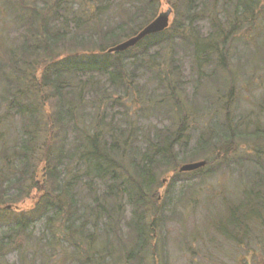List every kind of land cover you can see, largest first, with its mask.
Here are the masks:
<instances>
[{"label": "trees", "instance_id": "16d2710c", "mask_svg": "<svg viewBox=\"0 0 264 264\" xmlns=\"http://www.w3.org/2000/svg\"><path fill=\"white\" fill-rule=\"evenodd\" d=\"M159 1L0 0V24L6 25V19H9L12 27L22 28V34L16 40L10 39L4 30L0 32L2 47L0 50V105L3 104L5 108L3 111L4 108L0 106V152L2 153L0 158L21 156L23 160L22 171L18 173L11 169L14 157L6 159L5 165L8 170L0 171V232L5 230L6 233L0 240V264H10L6 257L12 251L19 254L18 264H37L36 257L40 258L42 264H57V262L53 263L52 259L55 254L52 247H59L61 242L57 236L62 237L72 250L71 257L64 255L61 262L69 260L76 264H129L133 260L137 261L138 247L143 239V233L138 228L139 244L124 253L117 254V257H115V251L111 252L104 246L105 241L111 246L110 238L117 236L120 224L119 211L111 224L113 217L108 216L109 208H112L115 215L119 206L117 198L124 196L133 203L129 205L130 207L139 209L147 198L152 197L155 191L154 186L158 184V175L155 171L153 172V167L158 168L166 165L167 162L181 161L183 158L179 157V152L176 154L173 152L174 143L169 145L165 143L168 139L178 140L175 137L170 138L172 132L167 128L163 129L166 139L164 144L149 146L146 154L141 157L144 166L139 168L135 162V156L131 157V152H135L134 149L131 150L133 131L129 127L122 128L123 122L130 125L131 116L128 115V111L126 114L121 113L125 116L124 119H118L112 115L113 119L108 118V112H106L108 107L113 109L116 106H123L126 98L120 96L115 98V95L122 90H126L124 92L125 95L127 94L131 81L138 77L134 71H138L139 67L145 70H156L157 83L160 87L155 93H149L156 100L154 104L171 107V113L177 111L178 117L186 111L184 117L180 118L184 120L183 126L178 129L179 132H183V135L204 110L219 104V107L222 106L220 109L226 107L228 111L230 102L227 99L224 105L221 104L220 95L226 87H229L231 91L227 96L232 98L234 77L238 75V72L228 70L227 64L224 67V57L231 51L228 39L237 34V28L253 23L257 13L262 14L260 5L264 4L262 3L264 0H175L176 10L183 11L181 17L176 19V24L174 22L175 27L172 25L164 33L149 37L156 42L146 46V51L140 52L142 53L140 55H137L135 50L143 46L145 41L127 52L117 53V56L135 53L137 65L132 67V71H125L126 66L122 61L118 58L114 59L112 55L98 56L99 53H105L107 47L115 44L121 37L127 38L135 34L134 32L140 30L145 22L152 21L159 11ZM203 22L209 23L214 31L209 38L202 40L199 24ZM223 24L231 29L226 36L223 33L226 29L222 26ZM23 28H26L24 33ZM88 31L89 35L83 36ZM173 32L174 34L171 35ZM176 33L179 35L175 36ZM221 38L223 41L218 42ZM157 39L167 41L168 45L163 50L150 54L149 49L160 46ZM175 39L185 43L184 46L182 45L183 49H178ZM17 42L21 43L14 44ZM87 45L92 46L94 50L71 53L67 56L63 54L69 47L73 50L85 48ZM180 50L185 51L184 58L178 56ZM187 60L192 63V66L195 65L193 73L197 78L195 85L192 86L195 87L196 94H206V91L200 92L203 87L202 82L210 84L208 90H211L207 92L203 100L194 96L185 102L178 98L179 92L183 91L187 84L183 85L181 81L182 74L179 67L172 66L169 71L167 67L170 63L184 64ZM143 64L148 68H145ZM210 67L215 69L209 70ZM218 68H221V73H218ZM38 69L41 71L39 78ZM241 69L240 67L239 70ZM104 79L107 82H103ZM236 83L237 81L235 86ZM51 99L58 100V106L69 108L68 112L75 123V128L80 130L76 136L78 142L71 147L72 153L79 156V162L70 173V182L76 180L77 169L83 166L87 170L86 182L89 180L90 188L96 191L95 195L91 194L94 205H97L98 201H104L108 209L101 205L102 210H100L98 206H93L89 202L84 204L85 211L78 215V218L71 219L72 212L69 211L68 203L77 204L78 187L81 186L80 184L86 185V182L81 180L74 187L68 186L70 182L65 178V171L66 173L68 171L65 168L58 170L57 168L61 165L57 163H51L50 168L45 167V175L47 173L51 181L45 182L46 192L32 212L16 213L6 208L8 205L14 206L20 201H25L33 192L39 191L38 172L35 166L39 159L30 162L31 154L35 150L31 138L32 135H36L41 137L40 140L46 138L47 142L51 143V139L46 136L48 131L46 127L49 123L48 126L51 129L54 128L53 112L47 113L45 117L47 123L39 121L37 115L39 107L46 102L50 105ZM208 99L212 102H208L210 105L206 102ZM197 100L201 102L196 103L198 106L195 104ZM252 117L251 113H243L236 118L229 110L226 118L224 117L219 124V128L201 131L193 154L209 152L213 148H219L218 145L221 149L225 146L236 149L240 140H247L249 148H253L256 155L264 159V132L259 130L250 132L251 124L249 123ZM172 119L177 121L176 118ZM15 122L23 127L24 138L21 143H14L17 140L13 139L11 134V125ZM59 122H65V118L61 117ZM40 123L46 125L41 132H39ZM76 123L83 125L82 128ZM243 129L247 131L243 132ZM40 133H42L41 136ZM256 155L253 153V157ZM119 156L125 163L131 161L129 164L134 168L133 176L124 173V167L118 163ZM165 158H172V160H165ZM207 158L209 159V156ZM256 165L259 166L260 172L254 167L252 168L256 172L247 171L248 183L245 184L250 192L246 193V197L242 199L239 206L224 202L228 219L227 222L224 220L221 222L223 227L224 224L228 225L224 229L230 228L228 233L232 236L235 232L238 234L241 231L242 236L237 237L236 241L238 243L243 241L248 246L251 244L248 242V238L251 237L248 235L249 221L251 222L253 218L259 219L264 209V162ZM94 179L104 183L101 197L99 196L101 190L93 183ZM60 181L62 183H59ZM58 188L60 194L56 192ZM44 215L47 226L43 238L47 236L49 244L39 247L32 253V258L29 260L28 251L22 248L28 245L24 238L32 237L26 234V231L31 234L30 230H27L29 229L27 223ZM104 215L109 217V221L104 220ZM11 217H15L16 225L8 229L2 224H6ZM61 220H66L68 224H60ZM95 221H102L103 224L95 228L93 225ZM255 222L253 220L251 223ZM128 229L132 231V227L128 226ZM99 237L101 239L96 240ZM139 263L142 264L143 260L140 259Z\"/></svg>", "mask_w": 264, "mask_h": 264}, {"label": "rangeland", "instance_id": "374dc122", "mask_svg": "<svg viewBox=\"0 0 264 264\" xmlns=\"http://www.w3.org/2000/svg\"><path fill=\"white\" fill-rule=\"evenodd\" d=\"M174 3L175 0L159 1L157 16L168 9L173 10L169 28L172 25L175 27L174 22L176 24V19L183 14V11L176 10ZM260 7L262 14L260 13L259 15L257 13L253 23H248L243 28L240 27V29L237 28V34L228 39L231 45V51L224 57V67L227 64L229 67L228 70L236 71L238 75L234 77V92L232 98L227 96L231 88L226 87V90L222 92L220 95L221 98L219 99L220 103L223 105L227 99L229 100L230 107H228V111L230 110L233 117L239 118L243 113H251V117H253L251 119L252 121L249 123L251 124L250 132L254 130L264 132V4H261ZM152 21L145 22L140 30L134 32L135 34L127 38L121 37L115 44L113 43L111 46H108L107 50L133 37ZM222 26L225 27V24ZM2 30H4L12 40L19 39L17 37L22 34V28L12 27L9 19H6V25L4 24L3 26V24H0V32ZM24 30H26V28H23V33ZM199 30L202 40L203 38H209L214 31L213 27L207 22L200 23ZM229 31H231V29H224V36H226ZM84 34L83 36H88L89 31ZM173 34L174 32L171 35ZM177 35L179 34L176 33L175 36ZM143 41H145V44L142 43L143 46L135 50L137 55L142 54L140 53L142 51H146V46L156 42L152 38H146ZM222 41L223 39L221 38L218 42ZM20 43L21 42H17L14 44L18 45ZM158 43L160 46H153V48L149 49L150 54H154L161 49L163 50L164 47L168 45L167 41H163L162 39L159 40ZM175 43L179 46L178 49H183L182 45L185 44L182 43V41L179 42L177 39H175ZM1 48L0 46V50ZM96 48L97 47H95V49ZM3 49L5 50V48ZM7 50L10 51V49ZM93 50L92 46L88 45L85 48H74L73 50L69 47L63 54L67 56L71 53L91 52ZM107 50L105 53H99L98 56H105ZM185 54L184 50H180V55L178 56L184 58ZM107 55H112L114 59L118 58V60L122 61L124 66H126L124 68L125 71H132V67L137 65L134 52L127 56H117V53ZM188 60L185 61L184 64L178 63L172 65L170 63L168 64L167 70H171L170 67L172 66L179 67L182 74L181 81L183 85L185 83L187 84L184 86L183 91L181 90L178 94V98L181 99L180 101L184 100L186 102L194 96L199 100H203L207 92L211 90H208L210 84L202 82L201 85L203 87H201L200 92L206 91V94H196V89L192 86L195 85L194 83L197 78L196 74L193 73V67H195V65L192 66V63ZM144 67L148 68L147 65H144ZM240 67L242 68L241 70H239ZM214 69V67L209 68V70ZM39 70L40 69L37 71L38 78L41 76V71ZM137 70L138 71H134V74L138 77L131 81L132 84L127 94L125 95L124 92L126 90H122L123 93L119 92L115 95V98L118 96L126 98V100L123 101V106H116L113 109L108 107V111L106 110V112H108V118L113 119L112 116H115L118 119H124L125 116L121 115V113L126 114V111H128V115L131 116L130 125H126L125 122H123L122 128L126 129L129 127L133 131L131 150L134 149L135 152H131V157L133 155L135 156V162L139 168L144 166L141 162V157L146 154L149 146H155L156 144L162 146L164 144L166 139L164 138L163 129L165 130L167 128L172 132L170 138L175 137L178 138V140L172 141V139H168L165 143L168 145L174 143L173 152L175 154L179 152V157L183 158L181 161L176 160L172 161V163L167 162L166 165L159 166L158 168L157 166L153 167V172L155 171L158 175V184L154 186L155 191L152 197L149 199L147 198L143 206L139 209H136L134 206L130 207L129 205L133 203L128 201L127 197L122 196L117 198L119 205L117 212L114 215L112 208H109L108 216L114 218L110 221L112 224L119 211L120 224L118 234L116 237L111 236V246L109 242L106 243V241L104 246L111 252L115 251V257H117V254L124 253L131 247L139 244L138 228V230L140 229L143 233V239L140 241L138 247L139 254L136 255L137 261L135 262L133 260L129 264H140V259L143 260L142 264H264V209L259 219H252V221H256L254 224L251 223L252 221H249L248 227L250 230L248 235H251V237L248 238V242H251L249 246L243 241L241 243L236 241L237 237L240 238L242 236L240 230H238L240 231L238 234L233 232L234 235L232 236V234L228 233V229L230 228L224 229L226 226L228 227V225L224 224V227L221 225L223 220L227 222L228 219L224 202L229 205L234 204L239 206L242 199L246 197V193L250 192L245 184L248 183L246 177L247 171L252 170L256 172V170H258L260 172V168L256 164L263 163L264 159H260L256 155V152L253 151V148H249V144L246 143L247 140H240L236 149L231 148V146H225L221 149V146L218 145L219 148H213L209 150V152L193 154L198 144L201 131H206L208 129L212 131L213 128H219V124L228 114L226 107L220 109L222 106L219 107L217 103V106L204 110L199 114V118L196 117V120H194L195 123L189 125V128L185 130L183 135V132H179L178 129L183 126L184 120H180V118L184 117L186 111H183L178 117L176 115L177 111L171 113V107L158 106L157 103L154 104L156 100L152 98L151 94L155 93L158 87H160L157 83L156 70H145L144 68L140 69V67ZM218 70V73L222 72L221 68H218ZM236 72H233V74H236ZM236 81L237 83L235 86ZM103 82H107V80L104 79ZM230 86L233 87V85ZM119 89L121 90L122 88ZM50 102V105H48L47 102L43 103L42 107H39L37 115L39 116V121H46L47 123V119H45L47 113L53 112L52 122L54 128L51 129L48 126L49 123H47V127L40 123L41 126L39 129V132H41L46 127V130H48L46 136L51 139V143L47 142L46 138L40 140L41 137L36 135H32L31 138L35 150L31 154L32 160L30 162L32 163L35 159H39L35 165L38 172L37 182L39 184V191L33 192L25 201H20L18 204L11 206L13 212L16 213L32 212L36 208L40 198L45 194L46 190L44 184L47 180L49 183L51 181L48 174L46 173L45 175V167L50 168L52 164H60L61 167L57 169H67L68 172L66 173L65 171V178L70 182V173L73 172L76 164L79 162V156L77 157L72 153L73 148L71 150V147L78 142L76 136L79 134L80 130L75 128V123L69 114L70 112H68V107L58 106V100L56 99H51ZM206 102L208 105L212 103L209 99ZM196 103L201 102L197 100L195 104ZM175 105L179 106V104ZM0 106L4 108L3 104ZM3 111H5V108ZM255 115H257V118H255ZM201 116H203V118H201ZM61 117L65 118V122H59ZM172 118H176L177 121ZM87 119L84 120L87 121ZM247 120L249 121V119ZM232 124L235 125L234 122H232ZM77 125L80 128L83 126L79 123ZM240 129L242 130L241 127ZM244 131L247 130L243 129V132ZM22 132L23 127L20 126L18 122L11 125V134L13 135V139L17 140V142L14 143L22 142L21 140L24 138ZM41 134L42 133H40V136ZM153 149L155 150V148ZM257 149L260 151L259 148ZM253 153L256 157H253ZM1 156L2 153L0 152V157ZM207 156H209V159ZM12 157H14V163L11 169L17 173L22 171V157L11 156L3 159L0 158L1 172L8 170L5 165L6 159H12ZM52 158L54 159L53 162ZM118 160L119 165L124 167V173L128 176H133L132 170H134V168L129 164L131 161L125 163L120 156ZM153 160L155 161V159ZM165 160H172V158H165ZM201 161L208 162V165L195 172H179L182 165ZM252 167L256 168V170ZM86 173L87 170L84 169L83 166H80L76 172V180H71L68 186L74 187L81 180L85 183L87 180L85 178L87 177ZM62 178L64 177L62 176ZM244 179L247 182L244 181ZM62 181L59 183H62ZM124 182H126V178H124ZM93 183L99 187V190L104 188V183L100 180L94 179ZM80 185L77 191L79 195H76V197L79 196V199L76 201L77 204L68 203L69 211L72 212L71 219L75 217L78 218V215L85 211L84 204L89 202L93 206H98L100 210H102L101 205H104V207L108 209L104 201H98L97 205H94L93 196L91 194L95 195L96 191L90 188L89 180L86 182V185ZM56 192L60 194V189L58 188ZM102 194L103 191L101 190L99 196L101 197ZM68 199V201H70V198ZM147 201L149 202L147 203ZM109 204L111 205V203ZM8 206H6L7 209ZM95 213L99 214V212ZM26 216L29 219V216ZM108 216L104 215L103 218L105 221H109ZM62 223L68 224L66 220H61L60 224ZM27 224L29 225V229L27 230H30L31 234L27 233V231L26 234L32 235V237L24 238L28 245L22 248L28 251V259L30 260L34 251H37L39 247H44L49 244V238L47 236L43 238V235L46 234L47 226L45 215L44 217L29 221ZM102 224V221L93 222L95 228L100 227ZM2 225H5L8 229L15 227V217H11L6 221V224ZM128 226L132 227L133 232L128 229ZM5 234V230L0 232V240ZM57 237L61 239V242L59 247H52L55 253L52 256L53 263L76 264L69 260L61 262L64 255L71 257L72 250L62 237ZM100 239L101 237L96 240L99 241ZM6 258L10 264H18L19 254L18 252L12 251ZM36 260L37 264H42L39 257H36Z\"/></svg>", "mask_w": 264, "mask_h": 264}, {"label": "water", "instance_id": "95a60500", "mask_svg": "<svg viewBox=\"0 0 264 264\" xmlns=\"http://www.w3.org/2000/svg\"><path fill=\"white\" fill-rule=\"evenodd\" d=\"M173 14L172 9H168L165 12L160 13L150 24L144 27L140 32H138L133 37L127 39L126 41L116 45L107 50V54L113 53H123L135 47L138 43L148 38L149 36L160 34L166 31L170 24V18ZM206 161L184 164L180 167L179 172H194L201 168L207 166ZM9 209L11 207H8Z\"/></svg>", "mask_w": 264, "mask_h": 264}]
</instances>
